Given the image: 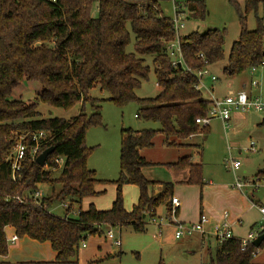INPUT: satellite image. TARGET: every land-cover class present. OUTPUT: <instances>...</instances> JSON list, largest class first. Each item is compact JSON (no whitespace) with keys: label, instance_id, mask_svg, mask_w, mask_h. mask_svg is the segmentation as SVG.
Instances as JSON below:
<instances>
[{"label":"trees","instance_id":"obj_1","mask_svg":"<svg viewBox=\"0 0 264 264\" xmlns=\"http://www.w3.org/2000/svg\"><path fill=\"white\" fill-rule=\"evenodd\" d=\"M164 1L169 0H0V256L9 253L5 229L13 227L19 238L49 242L57 263L77 262L81 245L91 235L101 234L104 227L116 226L144 231L148 217L157 216L158 208L172 194L174 184L166 182L160 193L150 195L151 182L144 176L143 168L154 163L142 152L154 145L158 133L165 135L167 146H189L185 140L207 132L208 126L200 129L196 119L207 115L211 101L194 87L196 79L190 72L172 64L167 46L175 40L176 31L172 18L163 14ZM174 3L180 11L188 10V17L205 20L208 15L205 0ZM261 3L264 0H245V12L240 13V36L233 43L224 68L229 77L264 63V19L258 18L256 29L247 28V14L257 12ZM129 27L135 35L134 52L127 51ZM226 35V28H214L182 37L185 63L193 69L202 68L201 53L209 65L223 61ZM147 56L153 58L161 91L156 97L139 98L136 92L150 73ZM32 80L42 85L37 102L12 98L15 87ZM96 85L108 93V101L120 107L136 102L139 116L160 125L156 130L122 129L121 171L115 181L117 196L108 210L98 209L94 203L81 208L84 198L99 194L95 187L101 182L87 164L91 149L86 145L87 130L103 123L101 110L106 99L89 97ZM39 102L64 109L81 104V110L70 119L41 118ZM87 102L91 113L86 111ZM36 130L48 133L42 152L51 146L55 151L45 166L36 162L39 155L32 158L27 153L21 169L13 173L9 156L17 136ZM60 157L61 164L56 161ZM166 165L189 169L187 184L205 183L202 163L192 162L190 156ZM57 169L60 174L54 176ZM257 177L263 180L264 170ZM126 184L140 189L138 203L131 210L123 204L122 189ZM40 185L50 186L53 192L52 196L39 199L41 205L34 199ZM58 185L60 189L56 191ZM65 199L69 200L65 215L52 214L51 205ZM74 203L80 207L71 216ZM262 248L264 241L259 248L250 242L243 250L242 242L232 238L218 244L211 264H253Z\"/></svg>","mask_w":264,"mask_h":264},{"label":"rangeland","instance_id":"obj_2","mask_svg":"<svg viewBox=\"0 0 264 264\" xmlns=\"http://www.w3.org/2000/svg\"><path fill=\"white\" fill-rule=\"evenodd\" d=\"M208 15L205 20H197L188 17V10L183 9L184 28L180 33L185 37L193 31L204 33L209 29L226 28L224 54L225 59L216 64L210 65L211 76L217 77V81H212L211 76L204 78L207 88L202 89L205 99L212 101L214 98L224 99L229 92L233 91L237 95L241 91L251 92L255 97L264 98V67L258 66L255 72L248 70L241 75L229 77L224 74V68L227 65L228 56L232 45L239 39L241 32L240 13L245 12V0H236V5L230 0H205ZM174 0L161 3L163 14L169 18L175 15ZM97 6L94 7L93 15H97ZM258 18L264 19V3H261L257 12L252 11L247 14V28L254 30L258 25ZM131 40L127 47L128 52H134L135 35L129 27ZM146 64L150 67L148 80L143 81L141 88L137 90L139 98L156 97L161 89L157 85L155 68L152 62V56L145 57ZM258 82V86L252 85V81ZM244 85L247 88H244ZM42 90V85L38 81H24L14 88L12 98L23 100L25 102H37L38 95ZM91 98H104L106 101L102 104L101 125L91 126L86 132V145L91 149L87 159L88 166L96 171V177L101 180L96 187L103 192L97 195L98 207H111V203L117 196V185L115 181L120 177V149L122 129H160V125L155 122L146 121L139 116V105L136 102H130L124 107L108 101L109 95L102 91L98 85L89 91ZM81 104H76L70 109L55 107L43 102L38 103V111L41 118L62 117L70 119L80 113ZM87 113H91L90 103H86ZM203 127H200L202 129ZM165 135L158 133L154 139V145L145 151L148 160H174L191 153L193 161L200 162L203 165V176L206 179V185L210 181L214 184L233 181L232 171L227 169V159L232 157L241 161L242 166L237 171L240 177L250 179L259 168L264 166V110L248 111L234 110L226 127L220 118H214L208 126L207 132H200L194 138H189L184 142H194L200 145V148H193L188 152L186 149H175L166 147ZM172 140V139H171ZM255 142L256 151H247L246 148L251 142ZM199 152H196V151ZM201 151V153H200ZM54 176L60 174V169L53 172ZM144 176L151 182L149 193L158 185L171 182L174 184V190L177 196L183 198L185 195L186 203L182 209L184 218H175L181 222L194 223L193 219L200 210L201 191L198 186H186L187 184L178 183L175 173L166 164H154L147 166L143 172ZM252 176V177H251ZM44 195L52 196V188L47 185H40ZM60 186H56L59 191ZM140 194L139 187L134 184L124 185L122 198L124 207L131 210L138 201ZM256 194L264 199V186L258 188ZM209 198L211 202H209ZM216 197L209 196L204 200V209L211 212L221 211L222 205L217 203ZM68 199L55 201L50 211L58 217L65 215V209L61 203L68 202ZM215 201V202H214ZM213 203V204H212ZM85 205V201L82 202ZM208 205V206H207ZM80 204L74 203L70 215L77 214ZM210 207V208H209ZM171 216V210L168 213ZM165 206L162 205L158 210L156 218L158 223L162 222L160 230L158 224H154L151 218L146 221L144 231H135L131 226H116L112 228L104 227L101 234L91 235L86 241V247L81 245L78 262L75 264H211V257L215 256L217 242L213 237H206V242L202 246L201 236H184L176 239L174 227L168 223ZM161 219H163L161 221ZM109 231L120 239L121 245L116 246L109 240L107 234ZM162 233L159 235V232ZM202 242V243H201ZM20 243L24 251H10L6 257L10 263L22 260L20 264H56L49 262L48 245L27 236L20 237ZM12 245V243H9ZM51 250V249H50ZM211 252V253H210ZM120 253V255H118ZM113 256L106 259V256ZM253 264H264V248L254 256Z\"/></svg>","mask_w":264,"mask_h":264},{"label":"built area","instance_id":"obj_3","mask_svg":"<svg viewBox=\"0 0 264 264\" xmlns=\"http://www.w3.org/2000/svg\"><path fill=\"white\" fill-rule=\"evenodd\" d=\"M175 9V15L172 18L174 22V28L176 31V38L174 41L170 42L167 46V53L172 61V64L174 66H180L185 68L188 72H190L196 79V83L194 87L198 90H202L206 87V84L204 83V78L206 76H211V72L209 70V60H207L204 55L201 53L199 57H201L204 60V66L199 69H193L189 67L183 57L182 48H181V29L184 28V24L182 22L183 17L185 16V13L183 11H180V7L178 5H174ZM264 67V63L262 65ZM258 66H253L251 68L252 72L256 71V68ZM212 81H217V77L212 75L211 76ZM159 86V84L157 83ZM252 85L257 87L258 82L255 80L252 81ZM250 109H254L256 111H263L264 110V98L261 97H255L251 92L241 91L237 95H234L233 93L228 94L224 99H217L214 98L211 101V105L209 108V111L207 115L203 117H198L196 119V123L201 127H207L210 125L212 120L214 118H220L225 126L227 127L229 125V120L231 119L232 112L234 110H242V111H248ZM48 138V133L45 130H36V131H27L22 132L17 136V141L15 144V147L13 151L11 152L9 156V160L12 161V169L13 173L18 172L21 169L22 161L26 157L27 153L30 154L32 158H35L37 155H40L42 153V146L46 142ZM30 141V143H29ZM256 144L255 142H251L250 145L246 148L247 151H256ZM61 164L63 162V158H57L56 160ZM227 169L231 170L232 173L235 176V183L234 187L243 190L246 187H253L258 189L261 186H264V179H255V180H245L243 177H240L237 174V171L241 168L242 163L238 159H234L232 157L228 158L227 161ZM44 196L41 189H38L34 193V199L36 202L41 205L39 202V199ZM19 202H23V199L20 197H17ZM172 204L173 206H179L180 201L177 197L172 198ZM61 206H63L64 209H67L69 207V204L67 202L61 203ZM251 208H258L261 214V219L259 224L256 226V228L249 231L247 236L245 238L239 239L242 242V249L244 250L248 243L253 242L264 230V205H260L257 202H251L250 205ZM71 212V210H70ZM175 209L171 210V216L166 217L168 219V223L170 225H173L175 231V237L177 239H181L184 236H191L195 233H201L205 234L207 231L205 230V224L208 222L206 218H202L200 222L196 223H184L179 221L175 218ZM157 216L151 218V221L154 224H158V227L162 228L163 223H158ZM163 219H161L162 221ZM162 231L159 232L161 234ZM212 235L214 236L217 243L222 244L226 242L229 239L236 238L233 231L232 223L229 221V213L225 212L224 218L215 223L213 227ZM107 237L109 240L113 241L116 246L121 245L120 239H117L115 235L112 233V231H109L107 234ZM8 243H14L17 240H19V236L14 233L12 235L7 236ZM83 247H86L85 242L82 244Z\"/></svg>","mask_w":264,"mask_h":264},{"label":"crops","instance_id":"obj_4","mask_svg":"<svg viewBox=\"0 0 264 264\" xmlns=\"http://www.w3.org/2000/svg\"><path fill=\"white\" fill-rule=\"evenodd\" d=\"M244 88H247V86L244 85ZM230 93H233V91L229 92V94ZM194 137H195V135L192 136L191 139ZM185 143L188 144L189 146H186V147H172V146H167V145H165V146L169 147V148L170 147L175 148V149H186L188 152H190V150H192L193 148H197V149L200 148V145H196L194 142L193 143L192 142H190V143L185 142ZM147 149H150V148H147ZM147 149H145L142 152V154L145 158H146L145 151ZM196 152H199V151L197 150ZM200 153H201V151H200ZM186 156L191 157V153H188ZM149 161H151L154 164H167V163L175 162L174 160H155V161L149 160ZM191 161L195 162V161H193L192 157H191ZM195 163H200V162H195ZM145 168L146 167L143 168V172H144ZM171 170L175 173V177L177 176L179 178V179H176L177 180L176 182L181 183V184L182 183L187 184L186 181L188 180V178L190 176L189 169L186 168V169L178 170V169L171 168ZM262 170H264V166L258 169V171L254 174V177L251 176L252 178L247 179V177L245 176L244 179L249 180V181L258 179L257 174ZM233 176H234V174H233ZM203 179L205 182L203 186H200L198 184H187L184 186V187H186V186H198L200 188V191H201L200 210H199L198 214L194 217L193 222L194 223L200 222L202 218H206L208 220V222L205 224V230L207 232L205 234L195 233L194 235H191V237L195 236L196 234L200 235L201 241L203 242V243L201 242L202 246H204V242H206L207 236H209V237L212 236L213 239L215 240L214 236L212 235L214 224L221 221L224 218L225 212H228L229 213V221L232 223L235 237L238 239L245 238L250 230L256 228V226L259 224L260 219H261V214H260L259 209L250 207L252 201L257 202L260 205H264V199L256 194L258 189L250 186V187L244 188L241 191V190L235 188L234 187L235 176L233 178L234 183L231 180L230 181L228 180L226 183H222V184H218V183L214 184L213 181H210L209 185H206L208 183H206V179L204 178V176H203ZM154 187H158V188H155L153 190L152 196H156L158 193L161 192V190L163 188L162 185L161 186L158 185V186H154ZM95 190L97 192H99V194H101L103 192V190H99V189H97V187H95ZM99 194H97V195H99ZM97 195L84 198L83 200L85 201L86 204L83 205L81 203V208L87 209L89 204H91V203H94L98 209H102V210H108L112 207V204L114 201L110 204L111 207H109V206L98 207V200L99 199L97 198ZM139 196H140V194H139ZM182 196H183V198L177 196L175 193V190L173 188L172 194L162 204L165 206V210L167 212V215L169 213V210L175 209L176 216L178 215L180 219L184 218V213L182 212V209L185 206L186 199H185L184 194ZM209 196L216 197L217 200H215V201H218L217 203H219L223 207V209H221V211L214 212L212 209H209V210H211V212H208L204 209V207L206 205V204L204 205V200L206 198H208ZM173 197H177L179 199V201H180L179 206H173L172 201H171ZM83 200H82V202H83ZM138 200H139V197H138ZM209 202H211L210 198H209ZM137 203H138V201L134 205H136ZM161 206L158 208V210L161 208ZM174 231H175V229H174ZM5 232H6V235L9 236V235H12L15 233V229L13 227H7L5 229ZM41 243H46V245H48L47 247H48V251L50 253V256H48L47 260L49 262L56 263V264H75L78 262V259H77V262H73V263H57L56 262V252L52 249L51 244L49 242H41ZM218 244L219 243H217V247H218ZM24 247L25 246H22V244L20 243V238H19V240L12 243V245H9V252L11 250L22 252V251H24ZM7 256H0V264L10 263V261L6 259ZM78 257H79V255H78ZM11 262H15V264H20L22 262V260L11 261Z\"/></svg>","mask_w":264,"mask_h":264},{"label":"water","instance_id":"obj_5","mask_svg":"<svg viewBox=\"0 0 264 264\" xmlns=\"http://www.w3.org/2000/svg\"><path fill=\"white\" fill-rule=\"evenodd\" d=\"M55 147L51 146L47 149H45L37 158H36V162L40 165V166H45L47 158L55 151ZM264 241V233L259 235L254 241H253V245L257 248H259L262 243Z\"/></svg>","mask_w":264,"mask_h":264}]
</instances>
